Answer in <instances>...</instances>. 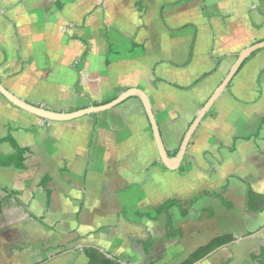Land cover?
<instances>
[{"label":"crops","instance_id":"1","mask_svg":"<svg viewBox=\"0 0 264 264\" xmlns=\"http://www.w3.org/2000/svg\"><path fill=\"white\" fill-rule=\"evenodd\" d=\"M175 1L0 0V81L23 100L55 111L77 110L140 88L151 98L171 153L162 121L179 147L192 119L188 105L196 110L203 102L188 101L191 93L213 88L227 58L264 39L263 0ZM121 37L138 44L122 59L114 43ZM223 56L218 69L196 87H179L212 72L215 59ZM226 92L229 97L220 105L230 106L231 145L220 141L194 148L197 161L180 176L161 163L137 97L106 112L55 122L0 95V161L16 152L15 144L27 149L25 168L0 163V264H88L90 248L124 264H180L183 260L175 257L188 240L182 220L190 213L182 217L177 208L171 210L181 235L167 237L168 215H157L155 208L172 198L189 207L185 203L191 198L208 192L197 202L209 198L211 206L196 210L194 224V231L202 227L204 232V213L215 216V207H224L212 196L219 191L210 187L221 167L228 171L218 185L229 184L224 196L243 192L248 217H261L258 228L264 226V211L245 207V182L264 192V50ZM212 126L226 129L225 122L209 124L204 135ZM247 136L252 137L243 139ZM148 213L152 218L144 216ZM244 243L212 255L233 259L230 264H240L241 257L243 264H252L247 260L264 246V238ZM220 262L217 256L212 264Z\"/></svg>","mask_w":264,"mask_h":264},{"label":"rangeland","instance_id":"2","mask_svg":"<svg viewBox=\"0 0 264 264\" xmlns=\"http://www.w3.org/2000/svg\"><path fill=\"white\" fill-rule=\"evenodd\" d=\"M144 3H146V1H144ZM142 14H143V16H147L145 10L142 11ZM114 43L118 44L121 48V59H122V57H127L128 55H132L131 54V44H129V41H127L123 37H121V42L114 41ZM116 58L117 57L115 55H113L111 57V59H116ZM235 59H236V56H232V57L227 58L223 62L220 72H218V74L216 75V78H215L216 82L214 83V87L222 82V80L228 74V72H229L231 66L233 65ZM214 87L213 88L210 87L208 89L210 91H208L206 89L205 90L201 89L199 91L196 90V91L191 93V94H194V97H192V96L188 97L187 100L190 102L194 101L195 99H198L199 101L200 100L203 101L202 103L200 102L199 104H197L195 106L196 110H195V108L193 109V106L191 104L188 105L190 107L189 110L191 112V118H192L189 125L191 124L194 115L197 113V111H199L201 109V107L207 101V99L209 97L208 94H212ZM224 97H229L227 92L224 93V95H222L221 98L217 100V102L214 104V106L211 108V110L207 114L203 123L200 125V127L198 128V130L194 134V136L190 142V146L187 150V154H186L185 159H184V162L187 166V170L189 169L190 165H192V163L197 161L196 153H194L195 152L194 148L198 147L200 150H203L204 147L205 148L210 147L214 144H218L220 141H222L223 145H225V144L231 145V143H232L231 137H232L233 131L230 130L229 127L231 124L230 121L232 119V115L229 112L230 106H228V105L225 106V108H227V109L223 110L224 107L222 106L223 105L222 100ZM108 98H111V97H107V99ZM220 103L222 105H220ZM217 122H225L226 123V129L225 130L223 129L222 131H218L217 129H214L212 126L209 129V132H207V135H204V133H205L204 129L206 128V126L209 124L217 123ZM162 123L164 124L163 125L164 133L166 134L165 138H166V140H168L169 148L171 149V154L176 155V152L178 149V144L174 143V139L171 136V134H172L171 127L168 124H165L164 121H162ZM188 127L185 128V132L187 131ZM215 127H216V125H215ZM218 127H219V125H218ZM246 128H249V127H246ZM216 132H219L220 136L217 135ZM181 141H179V143ZM191 154H193V157L191 156ZM203 155H206V154H203ZM232 162L233 161L230 160V164H232ZM214 170L215 169H213V171ZM220 170H221V173L216 175L214 178L212 177L213 181L211 180L212 184L210 186V187H215L216 190L219 192L222 191V185L220 186V188L218 185L222 182L224 183V179L222 176H224L225 172L228 174V171H226V169H224V167H221ZM244 171L246 172V170H244ZM216 172H217V170L215 171V173ZM234 172H239V171L234 170ZM258 172H260V170H257V173ZM177 174L179 176L181 175L180 172ZM183 175H185V173ZM260 185L261 184H259V186ZM184 187H186V186H184ZM228 199L230 201L233 200V202L235 203V207L231 211H228L225 207H222L221 210L218 209L217 207H215V210H216L215 216L209 215L208 212L204 213V217L202 219L203 223L205 224V231L204 232H203V230H201L202 227H200V230L197 229L194 231V229H195L194 224H196L197 217H198L196 210L197 209L201 210L202 208L207 209V207L211 206L209 204L212 201L208 198V199H205V201L202 203L197 202V203H194L193 205H191V202H192V198H191V200L189 202L185 203V205H188V204L191 205L190 215H188V217H186L185 219L182 220L183 228L186 230V232H188V233H186V239L188 238V240H187V243H185V245L183 246L181 254L179 256H176L175 260H177V261H181V260L186 261V260H190V259L193 260L195 258L200 257V255L202 254V252L204 250L202 248L205 247L206 249H210V247H213L214 245L219 244L220 241H222L223 238L228 234H233L235 236H238L239 234H242L245 231L246 234L239 236V238H242V237H247L249 235H252L256 232H259L264 227V226H262V227L258 228V225H259V223H261V220H262L261 217H253V216L248 217L247 212L245 211L244 206L242 205L243 192H241L239 190V191H235L234 194H232V195L228 194ZM213 224H215L214 227H213ZM261 232L263 233L264 230ZM261 232L258 234L259 237H257L256 239H245L247 241H240V242H245L244 245H242V246H246L248 243L251 244V242H254L255 240L256 241H262V239L264 238V235ZM258 235H256V236H258ZM236 243H238V242H236ZM259 251H260V248L257 249L255 251V253H253V254H258ZM83 256H84L83 253H79V255H78L79 259H83ZM217 256L221 257V262H224V261H227L230 259L229 258L226 260V258L222 257L223 255H221V254L215 255V256L212 255L203 264H212L213 262L217 261ZM250 260H251L252 264H255V262L252 260V258H250V259L248 258L247 262L249 263ZM231 261L228 264H230ZM239 261H240V264H243L245 262V260L242 257L239 259ZM195 263L196 262H194V264ZM78 264H81V263L79 262Z\"/></svg>","mask_w":264,"mask_h":264},{"label":"water","instance_id":"3","mask_svg":"<svg viewBox=\"0 0 264 264\" xmlns=\"http://www.w3.org/2000/svg\"><path fill=\"white\" fill-rule=\"evenodd\" d=\"M264 49V39L257 41L249 46H246L242 48L236 55V59L231 66L228 74L225 76V78L222 80V82L217 86V88L213 91L211 96L208 98V100L205 102V104L201 107V109L196 114L195 118L189 125L187 131L185 132L181 144L179 146L178 152L176 155H171L166 147V144L164 142L162 132L160 129L159 122L156 118L152 101L149 95L142 89L137 87L128 88L125 91H123L121 94H119L115 99L103 103L100 105H94L91 104L87 107L80 108L73 111H55L51 110L42 106H37L35 104L29 103L26 100H23L22 98L16 96L13 92H11L7 87L3 85V83L0 81V94L8 100L10 103L15 105L16 107L33 114L39 118H42L47 121H55V122H67L72 121L78 118H82L87 115L91 114H98L102 112L109 111L124 102H126L128 99L132 97H137L140 99L146 117L148 119L149 125L151 127L153 138L156 144V147L159 152L160 161L161 163L169 170L171 171H179L180 167L184 163L185 156L187 154V150L190 146V142L206 118L207 114L211 110V108L214 106V104L217 102V100L223 95V93L226 91L229 85L233 82L236 75L239 73L241 67L243 64L255 53L260 50ZM264 230V227L259 231L252 235H249L247 237L237 238L236 240L227 243L221 247H218L217 249L211 251L208 253L205 257L198 260L195 264L201 263L203 260L210 257L212 254H214L219 249L232 245L236 242H240L244 239L254 237L258 235L261 231ZM108 255V254H107ZM110 256V255H108Z\"/></svg>","mask_w":264,"mask_h":264},{"label":"trees","instance_id":"4","mask_svg":"<svg viewBox=\"0 0 264 264\" xmlns=\"http://www.w3.org/2000/svg\"><path fill=\"white\" fill-rule=\"evenodd\" d=\"M182 0H176L175 2L178 3ZM264 1V0H263ZM182 29V28H181ZM132 48L133 47H137L138 44H135L134 42H131ZM193 50H194V44L191 46V54L189 57V60L187 61V63L185 65H187L188 63H190L192 56H193ZM261 51V50H260ZM258 52H255L241 67V69L246 65V63L252 58L254 57ZM87 55V53H85V56ZM84 56V57H85ZM83 57V59H84ZM226 56L220 57V58H216L215 62H216V66L215 69L212 72L206 73L204 75H202L201 77H199L197 80H195L191 85L189 86H184L180 88L184 89V90H189L192 89L194 87H196L199 83H201V81H203L206 77H208L209 75H211L214 71H216L218 69V67L220 66V64L222 63V61L225 59ZM240 69V70H241ZM79 86V83L77 84V87ZM230 86H228V88L226 89V91L230 90ZM1 95V94H0ZM2 96V95H1ZM3 97V96H2ZM117 96H113L111 98H108L106 101L100 103V102H95L94 105H100L103 103H107L113 99H115ZM4 98V97H3ZM87 107V106H86ZM255 136H258V134H255ZM252 136H247L244 137L243 139L249 140L251 139ZM239 138H235V141L238 140ZM16 147V152L12 155L9 156H5L3 157V159L0 161V163L2 165H6V166H10V165H15V167L17 168H25V154L27 152V149L25 148H21L19 147L17 144H15ZM179 149V147H178ZM177 149V152H178ZM234 147L230 148V151L234 150ZM176 152V154H177ZM170 153V152H169ZM171 154V153H170ZM172 155V154H171ZM174 156V155H173ZM179 172L181 174H184L187 172V166L185 164V162L182 164V166L180 167ZM247 188H246V195H245V207L247 209L248 212H261L264 211V193H259L256 192L252 185L248 182H245ZM229 184H225L222 188L221 192L218 193H214L212 194V196L214 198H217L218 200H220L223 204V206L227 209H233L234 208V203L229 201L224 194L226 193V191L228 190ZM211 194H209L208 192H202L200 193L198 196H196L192 202L191 205H193L194 203H196L199 199L209 196ZM191 205L189 207H184V204L181 202V200L176 199V198H172L169 199L167 201H165L164 203H162L161 205L157 206L155 208V213L157 215H160L161 213L165 212L168 215V221H167V237H176L181 235L179 233V231L175 228V222L173 219V216L170 214L171 210L173 208H177L181 214L182 217H186L189 213H190V209H191ZM144 216H148L150 218H152L151 214L148 213ZM237 238H239V236H235L233 234H228L226 235L222 241H220L219 244L214 245L213 247H210V249H206L205 247L202 248L204 249L202 254L200 255V257L195 258L193 260H186L181 262L180 264H194V262H197L198 260L202 259L203 257H205L208 253H210L211 251L215 250L216 248L225 245L229 242H232L234 240H236ZM201 249V248H200ZM86 253L89 257V263L88 264H124L123 261H120L117 258H109L108 255L104 252H102L100 249L97 248H90L86 250ZM251 258L252 260L255 262V264H264V246H262L260 248V251L258 254H251ZM231 261V258L227 261L221 262L220 264H228Z\"/></svg>","mask_w":264,"mask_h":264}]
</instances>
